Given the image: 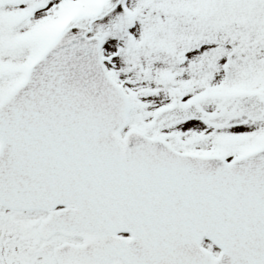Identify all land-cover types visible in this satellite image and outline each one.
<instances>
[{
    "label": "snow or ice",
    "instance_id": "6c2138e0",
    "mask_svg": "<svg viewBox=\"0 0 264 264\" xmlns=\"http://www.w3.org/2000/svg\"><path fill=\"white\" fill-rule=\"evenodd\" d=\"M0 264H264V0H0Z\"/></svg>",
    "mask_w": 264,
    "mask_h": 264
}]
</instances>
